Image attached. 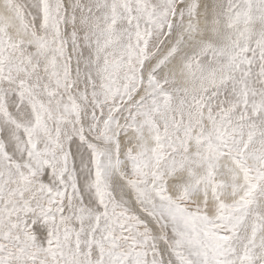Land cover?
<instances>
[{
  "label": "snow or ice",
  "instance_id": "1",
  "mask_svg": "<svg viewBox=\"0 0 264 264\" xmlns=\"http://www.w3.org/2000/svg\"><path fill=\"white\" fill-rule=\"evenodd\" d=\"M0 264H264V0H0Z\"/></svg>",
  "mask_w": 264,
  "mask_h": 264
}]
</instances>
